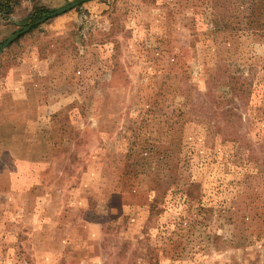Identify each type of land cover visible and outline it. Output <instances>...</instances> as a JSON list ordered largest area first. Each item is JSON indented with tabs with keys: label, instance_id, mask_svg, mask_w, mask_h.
<instances>
[{
	"label": "rangeland",
	"instance_id": "rangeland-1",
	"mask_svg": "<svg viewBox=\"0 0 264 264\" xmlns=\"http://www.w3.org/2000/svg\"><path fill=\"white\" fill-rule=\"evenodd\" d=\"M75 1L0 16V264H264V0H79L2 48Z\"/></svg>",
	"mask_w": 264,
	"mask_h": 264
},
{
	"label": "trees",
	"instance_id": "trees-1",
	"mask_svg": "<svg viewBox=\"0 0 264 264\" xmlns=\"http://www.w3.org/2000/svg\"><path fill=\"white\" fill-rule=\"evenodd\" d=\"M20 4V0H0V16L1 18H3L4 20L5 19H10L11 18V15L14 13L15 11V8ZM54 10L53 9H50L48 7H45V6H36L33 8L32 11H30V13L27 15L25 21H24V24L25 25V28H28L29 25L33 24V26L31 27V29H34L36 27L39 26V22L41 19H43L44 17L48 16L49 14H51ZM254 13H255V10H254V7H252V5L249 7V10H248V19L251 23H254L255 20H254ZM212 20H213V24L215 26H218L216 29H214L215 31H220V30H224L226 29L227 27L229 28L230 27V24H231V21L229 19V15H228V11H220L218 9H213L212 11ZM261 23V21H259ZM264 23V22H262ZM223 28V29H222ZM23 29V28H22ZM234 29V28H232ZM229 78L231 80L234 81V84L237 80H239V76L237 75H230L229 74ZM232 82V81H230ZM237 84V91L241 89V85L236 83ZM236 86V85H235ZM234 133V132H233ZM234 134H237V131H235ZM239 135H233L232 137H228V138H231V139H236ZM173 153V151H172ZM192 158V153H187V154H184V156L182 157V160H184V164L186 163V161L189 159ZM184 164L182 165H178L175 170H174V176L176 178H178L177 180V184H180V180L182 178H185V175L183 172H178L179 169H185L184 167H182ZM193 181V180H192ZM191 181V183H192ZM178 190H182V192L185 194L187 191L185 190V187H182L181 189L177 188V191Z\"/></svg>",
	"mask_w": 264,
	"mask_h": 264
},
{
	"label": "water",
	"instance_id": "water-1",
	"mask_svg": "<svg viewBox=\"0 0 264 264\" xmlns=\"http://www.w3.org/2000/svg\"><path fill=\"white\" fill-rule=\"evenodd\" d=\"M79 2H80V1L77 0V1H75V2H73V3H71L70 5L66 6V7H63V8H61V9L56 10V11H53L51 14H49V15L46 16V17H44L43 19H41V20L38 21V22H44V21H46L47 19H49V18H51V17H53V16H55V15H58V14L63 13V12H66L67 10H69V9H71V8H73V7H75ZM32 26H33V24L29 25L28 28H24V29H22L21 31H18L16 34L12 35V36H11V37H10L5 43H4V45H3L2 48L7 47V46H8L10 43H12V42H13V41H14L19 35L25 33V32H26L28 29H30ZM0 51H1V50H0Z\"/></svg>",
	"mask_w": 264,
	"mask_h": 264
}]
</instances>
